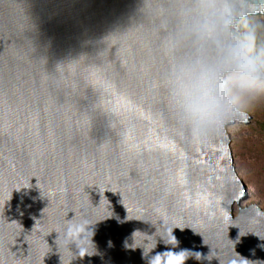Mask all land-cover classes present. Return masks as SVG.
Listing matches in <instances>:
<instances>
[{
    "label": "water",
    "instance_id": "1",
    "mask_svg": "<svg viewBox=\"0 0 264 264\" xmlns=\"http://www.w3.org/2000/svg\"><path fill=\"white\" fill-rule=\"evenodd\" d=\"M140 3L0 0V264H69L53 229L72 216L92 253L70 264H148L135 231L137 244L157 241L149 255L264 264V217L252 219L264 208L241 205L249 193L228 131L251 115L195 142L177 128L154 86L155 40L134 26L120 33ZM161 215L177 244L156 233Z\"/></svg>",
    "mask_w": 264,
    "mask_h": 264
},
{
    "label": "clouds",
    "instance_id": "2",
    "mask_svg": "<svg viewBox=\"0 0 264 264\" xmlns=\"http://www.w3.org/2000/svg\"><path fill=\"white\" fill-rule=\"evenodd\" d=\"M260 15H264V0H141L138 19L120 32L127 38L134 26L155 40L161 67L154 86L177 128L192 141L218 132L234 117H246L247 109L264 98V20L258 19ZM89 77L90 72L84 75L86 82ZM254 207L252 219L258 221L264 210ZM73 217L53 229L59 233L56 244L61 256L74 254L69 264L77 255L92 253L86 250L90 244L82 231L85 222ZM161 219L164 230L157 228L156 233L165 244H177L174 226H167L163 215ZM135 234L131 246H143L148 264H185L193 255L204 258L199 251L173 248L149 255L157 241L152 244L149 234L145 243L137 244ZM212 257L208 254V259Z\"/></svg>",
    "mask_w": 264,
    "mask_h": 264
},
{
    "label": "rangeland",
    "instance_id": "3",
    "mask_svg": "<svg viewBox=\"0 0 264 264\" xmlns=\"http://www.w3.org/2000/svg\"><path fill=\"white\" fill-rule=\"evenodd\" d=\"M258 19L264 20V15ZM247 112L252 118L250 123L237 121L228 126L238 175L249 193L241 205L255 201L264 208V98L249 107ZM234 212H237L236 205Z\"/></svg>",
    "mask_w": 264,
    "mask_h": 264
}]
</instances>
